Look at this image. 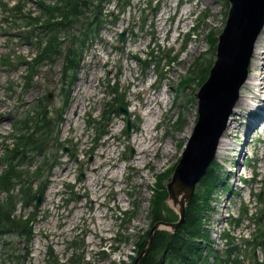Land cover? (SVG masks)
Masks as SVG:
<instances>
[{"label":"rangeland","instance_id":"374dc122","mask_svg":"<svg viewBox=\"0 0 264 264\" xmlns=\"http://www.w3.org/2000/svg\"><path fill=\"white\" fill-rule=\"evenodd\" d=\"M11 4L15 3V0H9ZM89 6H85L84 10H81L77 7L69 8L68 13H77L78 19L73 21L71 24H67L65 27V31H68L74 25L80 26V30L82 32L90 29L97 20L102 19V16H99V7L97 6L99 0H90ZM186 3L180 8L178 7L179 0H144L141 3V9H139L135 14H131L129 19L124 21V25L129 31L130 40L127 42L128 47L133 49L141 50V54H145L147 51L154 49L155 54L160 56L159 64L156 66H152L150 70L146 73L142 72V67L140 63L132 57L131 53L127 54V62L131 68V76L132 81L130 84L126 86V88L130 87L131 84L134 83L138 86H143L144 84H149L153 81L157 76L159 71L164 72V77L160 83L157 84V87L164 86V88L168 89V110L163 115V127L162 132L160 131L158 139L160 140V144H163L166 140H171L172 137V148L170 152H164L162 147L159 148V152L156 156L149 157V164L145 165L140 169L138 174V183H142L143 187L139 194L135 195V202L139 204V208L134 212L135 219L133 220V227L131 232L129 233V241H122L118 250L115 254L110 258H104L100 253H98V248L94 250L91 254L89 252L86 253V259L84 260L85 246L86 241L83 246H72L71 243L73 240L81 241L85 240V236L77 235L76 237H72L70 235V229L66 227L65 218L60 221L59 215L53 210V213L48 216V218L37 224L35 226V235L33 237L32 243H26L25 240H21L18 238L15 233H8V231L0 232V237H4V241H0V261L3 259L12 258L15 253L21 252L23 250L29 249L31 251H39L43 253L44 251L49 254L48 247L52 246L55 251V255L59 258V254H62L64 260L58 259L59 263L66 264H109L110 260L114 259H128L129 256L133 254V250H135L134 243L138 240L139 234H144L145 230H147L151 218L149 216V199L151 198V189L155 183V176L162 171H166L168 168L173 166L177 161L180 160L185 147L187 145L188 140H191V137L195 130L196 118L199 113V98H198V90L194 94L195 102H193L190 106L191 115L190 122H186V120L182 117L178 110L173 109L175 106H179L180 102H184L186 100V93L179 91L177 88V82H181L185 77H194V73L191 70H196L195 63L197 62V57H201V62L206 64L210 61H214L216 59V47L211 48L208 43V33L210 30H213L217 37L223 31V28L226 23L227 16H225V11L228 13L229 4L227 5L226 1L223 0L225 5L219 16H213L211 20L218 24V27L211 28L208 21L209 18L205 14V18H208V21L204 22L202 25L200 24V20H197V14L200 9L203 7L201 5L200 0H184ZM3 2V0H0ZM67 0H63V4H66ZM155 3H159L158 10L155 13L153 10ZM36 9L35 5L31 6ZM124 6L122 3H118L114 7V11L122 10ZM81 11V12H80ZM8 16V11L0 12V115H8V113H13L11 117H5L0 122V131L7 132L12 129V122L16 117H21L25 114V110L30 107L31 110L36 107V103L39 101H44L47 104V109L49 115L54 113L58 108H62V102L65 100V91L63 94H60L61 86H60V71L62 67V62L59 61L53 67H48L43 69L41 76L38 77L35 75L30 80V86L24 87L27 79L25 77L26 73L24 72V67H20V69L16 72L14 77H9L5 73L1 72V60L2 57L4 59L5 55H12V61L14 62V66H19L23 64L20 60L22 54L16 52V50L9 51L7 53V46L10 48H18L24 54L30 55L35 52V48L32 44H28L26 46H22V42L20 41H11V36H13V31L9 30L8 34H4L9 26V19H6ZM182 17L181 21L178 23V19ZM97 18V19H96ZM104 25V24H103ZM178 25V28H177ZM195 25V28L193 27ZM192 27L194 30H190ZM60 28V29H59ZM108 28L106 25L103 26V29ZM119 28H122L119 24ZM109 29V28H108ZM105 29L106 33H111V30ZM60 30V31H59ZM56 37H58V41L61 42V27L56 28ZM264 31V29H263ZM112 33H114L112 31ZM197 34L196 41L192 42L191 37L193 34ZM74 36V33L71 34ZM96 35V33H94ZM261 35V34H260ZM259 35V36H260ZM99 34L97 35V37ZM81 39L78 41V43ZM77 43V44H78ZM77 44L74 45L73 42H70L68 49L72 50L73 48H77ZM191 46L185 50L184 54L173 60V62H169V66H166L169 59L165 57V52L171 50V54H180V52L186 46ZM94 48L91 46L90 48H85L82 59L79 65V70L77 73V82L74 86H69L68 92V105L69 111L67 113V121L64 123V127H68L70 122L73 120L74 122L81 125V131L84 132V128L80 123L78 116L75 115L76 110L75 106L79 101L83 99H87L88 97V89L93 81L92 75L95 73L92 67V63L90 60V54H96L98 50L101 49L99 40L94 43ZM209 47L208 52L204 54H200V47ZM181 49V50H180ZM180 50V51H179ZM75 49L72 50L71 57H74ZM255 50L252 54V61ZM262 53V52H261ZM14 55V56H13ZM8 69L13 68V66L5 65ZM261 66V65H260ZM199 67H202L200 64ZM252 75L254 73V68L251 67ZM182 71L185 73L183 74ZM69 76L73 74L70 70L68 71ZM151 74V79L148 80V75ZM258 74V72H257ZM90 75V77H89ZM249 75V76H250ZM98 78V76H96ZM194 80H200L195 77ZM12 81V85L11 82ZM249 83H245L243 88L240 91V96L248 95L250 89L247 87ZM246 86V87H245ZM125 88V89H126ZM178 91L180 93L181 99L180 102H177L174 105L173 97L175 92ZM189 91V89H188ZM54 92V99L51 103H49L46 99V95ZM252 92V91H250ZM249 96V95H248ZM140 97H142V93H140ZM143 98V97H142ZM23 102H31L29 106H27ZM242 104V102H241ZM172 105V106H171ZM248 105V104H247ZM246 105V106H247ZM80 107V108H79ZM245 107H237V111L233 110V115L230 118L229 123V133L231 139V146L228 148H234L235 150H231V153L234 155H228L226 150H221L217 153L216 158L219 160L221 164L220 173L228 177L230 184L224 189V192L227 193L230 188L237 191L238 194H234L235 196H239L243 198L245 193L254 194L255 192L262 193L264 198V168L261 167V164H264V160L262 162V150L264 149V125L263 122H259L256 128L251 132V137L249 142L246 141L245 131L248 126V112H244ZM79 113H82L84 110V104H80L78 106ZM240 113L239 119L235 121V114ZM178 117V120L182 117L180 121V125L177 127L175 118ZM52 118V117H50ZM231 125V127H230ZM189 126L190 129H189ZM234 127V128H232ZM235 130V131H233ZM58 132V130H57ZM57 132L54 136L57 135ZM57 140V139H56ZM84 140H90V135L86 133L84 135ZM181 142V144H180ZM250 145V151L247 152V147ZM161 145H159L160 147ZM241 148H244V153L241 154ZM96 156V154L94 155ZM239 162L240 165H238ZM244 158H246V164H244ZM91 169L85 172V179L90 184V177L93 173L96 176L100 175L99 168H93V163L95 162V158H90ZM150 165V166H149ZM119 168V167H117ZM116 168V169H117ZM124 169L120 172L122 173ZM241 171L244 176L247 177L246 182L243 183V187L240 184ZM256 174L252 179H249L252 173ZM119 173V174H120ZM164 178V183L167 184L173 177L170 172L162 174ZM104 175V177H106ZM94 177V176H93ZM92 192L94 191L93 187ZM149 193H148V192ZM80 201V200H79ZM74 202L70 205L69 209L65 211L66 214L72 210V206L76 204ZM211 205V204H209ZM214 205V204H213ZM49 206V204L43 201L41 207ZM51 206V205H50ZM215 207V206H214ZM242 206L238 211H242ZM216 211L214 213H218L223 211L222 206L219 204L218 207H215ZM264 208V202L263 207ZM32 208L29 207L28 211ZM79 214H82L80 212ZM209 214V213H208ZM247 213L241 214L242 218L246 216ZM1 223V222H0ZM60 223H64L61 227H58ZM4 224V223H3ZM44 229L45 231L40 230ZM74 254H76V259L74 262H70L69 258H71ZM134 256V255H132ZM91 257L90 260H88ZM52 257H49L44 264H54L56 259L50 261ZM131 257L129 258L130 263ZM23 264H26L24 262Z\"/></svg>","mask_w":264,"mask_h":264},{"label":"trees","instance_id":"16d2710c","mask_svg":"<svg viewBox=\"0 0 264 264\" xmlns=\"http://www.w3.org/2000/svg\"><path fill=\"white\" fill-rule=\"evenodd\" d=\"M22 4H23V0H20L19 4L15 6V16H13L15 21H17V17L19 16V6H21ZM39 4L44 8L46 12H48L51 15L52 21L50 20L49 23L45 24L44 26L47 28L48 30L47 32L51 34L54 33L53 37L57 35L55 31L56 28L61 27L58 25L59 23L56 22L57 18L61 17L62 15H64L66 18H70L74 12L68 13L69 8L81 7L82 10L83 6L85 5L83 0H67L66 4H56L54 6H44L42 5V2H39ZM23 17L27 18L29 16L24 15ZM12 24H14V22ZM27 24L29 25L30 22H28ZM63 29L64 28L61 27V30ZM92 37L93 36L87 34L82 39L80 43L81 45L80 48H82L85 45V43ZM208 41L211 44L212 48L216 47L218 37L216 36L214 31L209 33ZM41 46H42V41H40V47ZM53 48H55V46L50 45L47 47V50H51ZM59 52L62 53V47L60 48ZM40 61H41V56L36 57L33 62L25 61V63L30 64V72H31L36 70V67L39 65ZM200 64L202 65V67H199L200 73L197 74L201 76L202 79L201 84H202L207 79V75L209 74V69L210 67H212L213 61L206 64L200 62L199 65ZM194 73H196V70ZM73 79L74 76H72V80L69 82V84L72 83ZM59 116L61 117V115ZM19 122H20L19 124L20 128L26 129L30 135H32L33 130H35V133L38 135V137L34 140L30 136L20 135L18 137V141H17L18 143H15L13 146H10L9 144L5 145L3 158L5 159V162L7 163L8 166L5 169L3 175H1L0 177V189H4V187L6 188L13 183L12 177L14 175H17L18 173L16 167L17 163H22L23 161L26 160L31 162L33 154H35L38 158H40V162L38 168L34 172L29 173L30 179L46 176L48 173H50L52 167L57 163V157L53 154H49L46 151V142L48 141L51 134L55 132L56 129V123H50L48 120L46 114V107H43L41 104H39V106L35 109V116H32L31 111L28 110L27 115H25ZM215 166L216 163H214L210 167L208 173L201 180L198 187V191L195 192L194 196L189 201L186 210L185 223L182 225V227L178 230H175V233H170L163 230L156 231L154 235L152 247L149 250V252L145 256H143V258L140 260V264H198L199 260L200 261L202 260L200 253L201 247L199 245L200 243L197 241V238H200L202 236H204L206 239L209 238V234H206L207 232H205L204 229L202 228L204 213H206L210 208L209 201L211 199L213 191L216 189L217 186L219 185L221 186L224 184V181L219 176V174L213 173V169ZM164 181L165 180L163 178L162 173L158 174L157 182H156V185L158 187L156 188L154 186L152 189V192L155 193L154 196L155 202H154V210H153L154 218L152 219L150 228L152 227L153 223L156 221L159 220L173 221L176 220L178 217L173 210L169 209L166 203L167 191ZM165 209H166V213H164ZM8 213H9L8 207L0 203V222H1L0 232H2V230L3 231L8 230V226H7V223L9 222L7 215ZM10 223L12 225L13 224L16 226L18 225V229L22 225V221L15 219L11 220ZM142 237L143 235L139 237V240L136 243V253H137L136 258L141 253L143 248L147 245V243L144 240H142ZM27 241H30V237L27 238ZM27 254L28 252L14 255V257L10 258V261L15 258L18 259L24 258L27 256ZM136 258H132L129 264H134V260ZM0 264H9V262L1 261ZM113 264H117V263H113ZM121 264H127V263L124 262Z\"/></svg>","mask_w":264,"mask_h":264},{"label":"water","instance_id":"95a60500","mask_svg":"<svg viewBox=\"0 0 264 264\" xmlns=\"http://www.w3.org/2000/svg\"><path fill=\"white\" fill-rule=\"evenodd\" d=\"M230 2H232V9L225 30L219 38L217 61L198 94L200 117L197 127L176 168L174 178L168 185L172 197L176 191H179V193L185 194L184 198H188L198 179L210 166L219 139L226 129L231 106L235 103L238 90L247 78L254 42L264 25V0H230ZM123 37L124 34H122V39ZM228 89L231 94L230 98H226ZM44 188L45 182H42L38 194L31 197V199L37 200V204L41 202ZM184 211L183 205L181 222L184 220ZM180 223H156L150 232V245L153 232L160 227V224L177 228ZM147 251L148 248L140 254L136 259V264H139L143 254Z\"/></svg>","mask_w":264,"mask_h":264},{"label":"bare ground","instance_id":"6f19581e","mask_svg":"<svg viewBox=\"0 0 264 264\" xmlns=\"http://www.w3.org/2000/svg\"><path fill=\"white\" fill-rule=\"evenodd\" d=\"M200 1H201V5H203V7L201 9L199 7V12L197 14L196 19L200 20V24L202 25L204 22L208 21V18H209L208 23L211 26V28L218 27V24L213 22L211 20V18L213 16L221 15V12H222L224 5H225L224 1L223 0H200ZM205 14L208 18L204 17ZM58 25L60 26V23ZM120 26L122 28L125 27L124 24H122V23H120ZM177 27H178V25H177ZM61 35H62V33H61ZM262 35L264 36V32H262V34L257 38L256 43L253 47V51L255 50V53L253 56L254 60L252 63V67L254 68V73L252 75H250L247 78V80L243 83V86L245 83H247V84L249 83V85H248L249 87H247L248 89H250L249 91L247 90V92H249V94H248L249 96L245 95L246 97H243L244 95H242V96L239 95L237 97L235 103H234L233 110L237 111V107H240V108L243 107L244 108L247 104L252 105L253 103H251L250 91L255 90L256 87L258 86L257 87V90H258L257 98H258V100L255 103V105H257L258 108L256 110L264 112V71H263V68L261 71V66H260L262 64V66L264 67V52H262V50H261L262 45L264 44V37ZM190 37H191L192 42H194L197 39V34L195 33V34H193V36H190ZM229 42H230V40H229ZM229 42H228V44H229ZM189 47L192 48L193 45H191V46L189 45V46H186L185 48H183V50L180 52V54L177 55V57L179 58L181 56V54H184L185 50L188 49ZM208 50H209V47L201 46L199 55L208 52ZM226 53H227V51H226ZM257 72H258V74H257ZM182 73L184 74L185 72L182 71ZM236 73H237V71H236ZM239 74L241 75V72ZM237 75H238V73H237ZM180 85H182V91L181 92L186 93V100L184 102H180V99H181L180 93L178 91H176L175 95L173 97V101L180 102V104H179V106H175L173 109L178 110L179 113L182 115V117L188 123L191 120L189 117L191 115L190 106L193 102H195L194 94L200 86V80H194L192 78L185 77L181 82H177V88H179ZM188 89H189V91H188ZM167 94H168V92H165V89L160 91L158 94H155V93H151V95H149L148 93L146 94L145 97L147 100L148 107L154 106V111L148 119L149 124L155 122L156 119L162 118L164 113L168 110ZM230 95L231 94H229V89H228L226 98H230ZM241 102H242V104H241ZM237 115H240V113H237ZM182 117H181V119H182ZM177 121H178V117L175 118L176 126L178 127L180 124H178ZM257 122H258V120H256L252 115L249 116V125L245 131L246 139L250 137L251 132L253 131ZM190 127L191 126H189V129H190ZM230 127H231V125H230ZM232 128H234V127H232ZM233 131H235V130H233ZM132 139H133V142L135 143L139 153L142 154V156L136 157V162H138L139 164H144V165L147 164L149 162V157H151L154 154V152L158 151L159 144H156L155 146H153V144L158 141V138L155 137L154 143H151L152 141L147 143L144 140L142 133H140L138 135H133ZM171 140H172V137H171ZM171 140L170 139L166 140L163 143L162 149L164 152L168 153L171 151V148H172ZM180 144H181V142H180ZM231 145H232V143H231L230 135L225 134L220 141L218 152H220L221 150H227L228 146H231ZM112 150H113L112 147H108L107 149L102 151V156L107 157L112 152ZM232 150H235V149L232 148ZM261 150H262V162H263V160H264V149H261ZM242 152H244L243 148L241 149V154H242ZM103 161H104V159H103ZM105 161H107V160L105 159ZM99 162H102V161H100V159L97 158L95 160V162L93 163V168H96ZM261 167L264 168V164H261ZM123 169H124V165H121V166H119V168L113 169L109 174L112 176H116ZM108 170H109L108 167L104 168L100 172V175H98V176H96V174L93 173V175L89 178L90 184L92 186H94V185L97 186L99 181L102 178H104V175L108 172ZM122 181H123V179H122ZM95 188L96 187H93L94 190H95ZM122 189L123 188H121V190ZM179 194H180L179 191H176L173 194V196L179 195ZM77 215H82V214H76V216ZM99 216H100L99 225L102 226L103 221L101 220V217L103 216V213L100 214Z\"/></svg>","mask_w":264,"mask_h":264},{"label":"flooded vegetation","instance_id":"af4514ba","mask_svg":"<svg viewBox=\"0 0 264 264\" xmlns=\"http://www.w3.org/2000/svg\"><path fill=\"white\" fill-rule=\"evenodd\" d=\"M250 93L253 94L254 93V90L252 92H250Z\"/></svg>","mask_w":264,"mask_h":264}]
</instances>
